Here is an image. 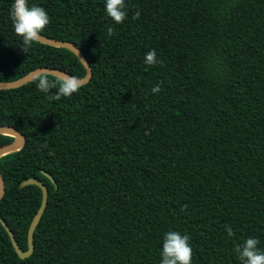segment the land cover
Segmentation results:
<instances>
[{
	"label": "trees",
	"instance_id": "trees-1",
	"mask_svg": "<svg viewBox=\"0 0 264 264\" xmlns=\"http://www.w3.org/2000/svg\"><path fill=\"white\" fill-rule=\"evenodd\" d=\"M11 4L0 0V82L45 67L83 78L70 51L22 45ZM29 4L50 18L40 34L74 43L93 77L59 100L38 79L0 91V125L26 137L0 159V264H160L168 231L190 237L192 264H240L249 237L264 250V0H125L119 25L104 0ZM27 179L49 201L23 260L2 221L27 251L42 203Z\"/></svg>",
	"mask_w": 264,
	"mask_h": 264
},
{
	"label": "clouds",
	"instance_id": "clouds-1",
	"mask_svg": "<svg viewBox=\"0 0 264 264\" xmlns=\"http://www.w3.org/2000/svg\"><path fill=\"white\" fill-rule=\"evenodd\" d=\"M105 15L114 24H121L128 16L125 0H104ZM9 15L12 22L14 33L21 38L22 45L31 47L40 40V33L50 23V18L46 10L37 5H30L29 0H12L9 9ZM140 12L137 11L133 19H138ZM112 27H108V35H112ZM26 52V47H20ZM144 63L154 66L159 63L155 50L148 51L144 56ZM79 79L75 76H66L61 80L50 81V79L41 75L38 78L36 87L43 93H48L50 89L56 88L52 99L59 100L61 97L70 98L80 89ZM160 86L157 84L152 87L151 92L156 94L160 92ZM225 232L231 238L234 233L231 227L226 226ZM190 237L181 234L178 231H168L164 233L162 248L160 250V264H192V248L190 246ZM259 241L254 237H249L234 248L240 264H264V250L258 247Z\"/></svg>",
	"mask_w": 264,
	"mask_h": 264
},
{
	"label": "water",
	"instance_id": "water-1",
	"mask_svg": "<svg viewBox=\"0 0 264 264\" xmlns=\"http://www.w3.org/2000/svg\"><path fill=\"white\" fill-rule=\"evenodd\" d=\"M38 42L43 44V45L50 46L53 48L65 49V50H68L71 53H73L78 58V60L81 62V64L84 66L85 71H86V74L83 78H81V79L78 78L80 85H81L80 87L87 85L91 81V79L93 77L92 67H91L89 61L86 59L85 55L83 54L82 50L80 48H78L74 43H71L69 41H60V40L48 38V37H45L41 34H40V40ZM41 75L52 76V77H55L59 80L65 78L66 76H72V75H70V74H68L62 70H59V69H54V68H49V67L39 68V69L29 73L28 75H26L23 78L18 79L16 81L5 82V83L0 82V91H8V90H15V89L21 88V87L35 81ZM45 104H47V102H45ZM0 135L6 136V137H11L14 139L13 143L0 148V159H2L5 156H8L10 154L19 152L26 145L25 135L23 133H21L20 131H18L14 127L1 126L0 125ZM44 175L47 176L49 179H51L54 182V180L52 179L51 176H49L48 174H44ZM21 186L22 187L37 186L42 191L41 206H40L38 212L36 213L32 223L30 225V228H29L27 251H24L20 247V245L16 241V238H15L12 230L8 227V225L5 222L2 221V225L4 226L7 233L9 234V237L12 241L13 247H14L17 255L19 256L20 259L24 260V259L30 258L35 251L34 235H35V231H36L38 225L40 224V222L43 218L45 210L48 206L49 188L40 179H27L21 184ZM5 193H6V184H5V181L2 177V174L0 173V203L3 199V197L5 196Z\"/></svg>",
	"mask_w": 264,
	"mask_h": 264
}]
</instances>
